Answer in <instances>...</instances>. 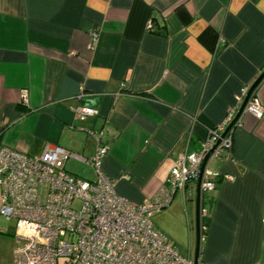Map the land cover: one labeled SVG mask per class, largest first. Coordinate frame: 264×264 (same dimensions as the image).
I'll use <instances>...</instances> for the list:
<instances>
[{
  "label": "crops",
  "instance_id": "1",
  "mask_svg": "<svg viewBox=\"0 0 264 264\" xmlns=\"http://www.w3.org/2000/svg\"><path fill=\"white\" fill-rule=\"evenodd\" d=\"M263 70L264 0H0V147L39 155L60 145L79 154L66 168L95 179L84 158L96 138L76 127L104 129V171L140 203ZM255 93L264 107V78ZM78 105L99 113L79 120ZM232 136V155L209 163L231 177L203 191L199 264H264V115L244 112ZM196 186L153 215L193 260ZM16 227L0 214V264H13Z\"/></svg>",
  "mask_w": 264,
  "mask_h": 264
},
{
  "label": "built area",
  "instance_id": "2",
  "mask_svg": "<svg viewBox=\"0 0 264 264\" xmlns=\"http://www.w3.org/2000/svg\"><path fill=\"white\" fill-rule=\"evenodd\" d=\"M148 28L153 29V22L149 21ZM98 39L99 32L93 30V48ZM250 87L241 89L237 104L230 107L222 123L208 127L198 150L180 155L168 185H163L154 198L140 203L119 194L117 180L104 171L103 162L109 152L103 141L104 129L76 127L96 138L95 154L84 158L94 167L95 179L69 172L66 161L79 154L60 145L48 143L39 155L0 147V214L17 220L13 264H195L190 256L179 251L173 239L155 226L153 215L169 203L177 190L197 180L204 157L219 140L209 163L225 153L232 155L234 128L224 137L222 133L235 118ZM22 102L28 103L27 91L23 92ZM72 110L83 121L99 113L87 105ZM244 112L256 118L264 115L255 91ZM240 121L241 117L236 125ZM209 163L204 170L202 191L215 190L220 176L231 177L221 175ZM202 230H207V226Z\"/></svg>",
  "mask_w": 264,
  "mask_h": 264
},
{
  "label": "water",
  "instance_id": "3",
  "mask_svg": "<svg viewBox=\"0 0 264 264\" xmlns=\"http://www.w3.org/2000/svg\"><path fill=\"white\" fill-rule=\"evenodd\" d=\"M264 78V70L260 74V76L254 81V83L251 85L249 92L247 96L245 97L242 105L239 108L238 113L236 114L235 118L231 123L228 124L225 131L222 133V137H224L231 129L235 127L237 122L239 121L240 117L243 114V111L245 109V106L249 100V97L251 94L255 91L261 80ZM220 143V140L216 143V145L206 154L204 157V160L200 166V172L198 175V178L196 180L197 186H196V207H197V244H196V251L194 255V262L195 264H199V258H200V248H201V220H200V213H201V206H202V199H203V191H202V180H203V174L206 166L209 163L211 154L216 149L217 145Z\"/></svg>",
  "mask_w": 264,
  "mask_h": 264
},
{
  "label": "rangeland",
  "instance_id": "4",
  "mask_svg": "<svg viewBox=\"0 0 264 264\" xmlns=\"http://www.w3.org/2000/svg\"><path fill=\"white\" fill-rule=\"evenodd\" d=\"M66 169H67L69 172H71V173H73V174H76V172H73V171L69 170L68 168H66ZM76 175H77V174H76ZM78 176L83 177V175H80V174H79ZM83 178H85V177H83ZM86 179H88V178H86ZM75 205L78 206V205H79V201H76V202H75Z\"/></svg>",
  "mask_w": 264,
  "mask_h": 264
},
{
  "label": "trees",
  "instance_id": "5",
  "mask_svg": "<svg viewBox=\"0 0 264 264\" xmlns=\"http://www.w3.org/2000/svg\"><path fill=\"white\" fill-rule=\"evenodd\" d=\"M222 177H223V176H220V178H222ZM220 178H219V179H220ZM205 232H206V231H203V233H205Z\"/></svg>",
  "mask_w": 264,
  "mask_h": 264
}]
</instances>
